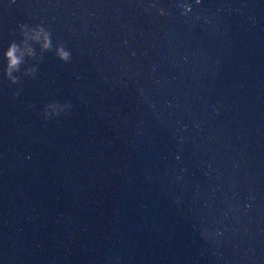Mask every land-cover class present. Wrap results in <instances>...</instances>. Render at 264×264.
Wrapping results in <instances>:
<instances>
[{"label": "water", "instance_id": "water-1", "mask_svg": "<svg viewBox=\"0 0 264 264\" xmlns=\"http://www.w3.org/2000/svg\"><path fill=\"white\" fill-rule=\"evenodd\" d=\"M0 264H264V0H0Z\"/></svg>", "mask_w": 264, "mask_h": 264}, {"label": "clouds", "instance_id": "clouds-1", "mask_svg": "<svg viewBox=\"0 0 264 264\" xmlns=\"http://www.w3.org/2000/svg\"><path fill=\"white\" fill-rule=\"evenodd\" d=\"M26 25H20L19 29L21 33H23L24 29L26 28ZM44 33V40L41 45V48L43 50H47L50 47V40L48 39L49 33L45 32V30L41 26H37L35 29V34L32 36L33 40H36L41 33ZM4 60L6 61L4 75L6 78H11V73L14 71H18L19 67L22 63V56L19 54V45L15 42H12L7 47L6 51L4 52ZM57 58L64 63H67L70 59V52L65 51L63 46L57 48ZM10 82L12 84H15L17 81L15 78H11ZM66 107H69V105H66ZM56 113H53V116H55ZM45 121L49 119V115L47 112L44 113L43 118Z\"/></svg>", "mask_w": 264, "mask_h": 264}]
</instances>
